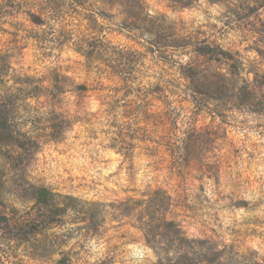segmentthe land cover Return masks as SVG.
Listing matches in <instances>:
<instances>
[{
	"label": "rangeland",
	"instance_id": "obj_1",
	"mask_svg": "<svg viewBox=\"0 0 264 264\" xmlns=\"http://www.w3.org/2000/svg\"><path fill=\"white\" fill-rule=\"evenodd\" d=\"M111 1L0 0V264H185L124 215L146 200L198 240L191 264H264V0H143L188 48Z\"/></svg>",
	"mask_w": 264,
	"mask_h": 264
},
{
	"label": "trees",
	"instance_id": "obj_2",
	"mask_svg": "<svg viewBox=\"0 0 264 264\" xmlns=\"http://www.w3.org/2000/svg\"><path fill=\"white\" fill-rule=\"evenodd\" d=\"M181 4L182 7H190L194 4L196 0H172ZM230 1V2H229ZM258 0H256L257 2ZM213 3H223L228 6V8H234L235 4L232 0H210ZM52 3V2H51ZM111 5H116L126 11V14L123 17L124 21H128L135 29L142 31L140 38L143 39V35L146 36L145 41L148 44L163 43L164 47H173V48H188L192 47V42L187 38L179 34H165L167 32L168 22L161 16L154 17L150 14H143L144 11V2L143 0H112ZM260 35H264V31L260 32ZM166 43V44H165ZM197 57L210 55L211 52L195 50ZM185 78L189 82L190 89L194 94L206 93L205 91L214 89L215 91H225L229 86L235 84V80L232 82V76L226 73H217V75L212 78H203L196 72H191V74L183 73ZM238 85V84H237ZM241 86H233L231 90L235 89L236 91L240 90ZM206 89V90H205ZM230 89V88H229ZM197 102V101H196ZM210 102V100H207ZM0 111V122L4 120V116ZM3 128V125L0 126V129ZM47 190L43 188L41 190V197L43 193H46ZM169 199V196H167ZM90 205V203H87ZM94 205V203H93ZM140 210L135 208L129 212H125V216L137 215V221L140 224V228L144 231L146 241L148 246L155 250L159 262H172V261H183L185 264H191L194 261L203 262L205 258L202 252H199L195 248V243L198 241L196 239L188 238L181 230L180 226L174 221L169 220L166 214L165 208H157L151 200H146L141 206ZM164 207V206H163ZM90 213V210H86L84 214L87 216ZM87 220V219H86ZM169 226L172 227L171 236H166L165 229ZM168 235V234H167ZM169 237L172 238V242L176 247L173 250H166L160 248L158 250V244L165 243V239ZM192 244V245H191ZM36 256L39 254H35ZM183 264V263H182Z\"/></svg>",
	"mask_w": 264,
	"mask_h": 264
}]
</instances>
